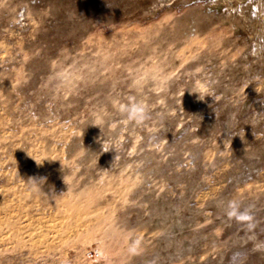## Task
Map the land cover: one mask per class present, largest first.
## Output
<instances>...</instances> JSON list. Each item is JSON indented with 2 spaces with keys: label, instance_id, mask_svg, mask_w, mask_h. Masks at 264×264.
Masks as SVG:
<instances>
[{
  "label": "rangeland",
  "instance_id": "obj_1",
  "mask_svg": "<svg viewBox=\"0 0 264 264\" xmlns=\"http://www.w3.org/2000/svg\"><path fill=\"white\" fill-rule=\"evenodd\" d=\"M0 264H264V0H0Z\"/></svg>",
  "mask_w": 264,
  "mask_h": 264
},
{
  "label": "clouds",
  "instance_id": "obj_2",
  "mask_svg": "<svg viewBox=\"0 0 264 264\" xmlns=\"http://www.w3.org/2000/svg\"><path fill=\"white\" fill-rule=\"evenodd\" d=\"M199 99L203 100L205 95L203 93V89H201L199 92ZM119 111L121 115L124 117L125 122H134L138 126H142L144 122L148 119V112L145 105L141 103H132L129 105L121 104L119 106ZM110 148L103 147V151L107 152ZM38 165L42 164L39 162H36ZM30 183H32L33 188L36 190H41V186L44 184V179L36 180V179H30ZM230 207H232V211L229 213L231 216H237L238 219H250V217L246 213H239L237 207L235 205L230 204ZM140 241L136 240L133 241L132 244L129 247V253L132 255H138L140 254L139 249Z\"/></svg>",
  "mask_w": 264,
  "mask_h": 264
}]
</instances>
